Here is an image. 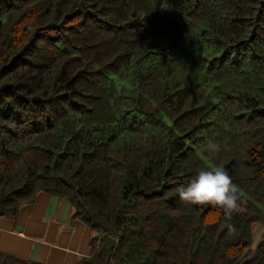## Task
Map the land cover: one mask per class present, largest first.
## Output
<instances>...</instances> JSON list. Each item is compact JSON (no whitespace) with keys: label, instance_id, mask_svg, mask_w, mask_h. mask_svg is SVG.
Instances as JSON below:
<instances>
[{"label":"trees","instance_id":"trees-1","mask_svg":"<svg viewBox=\"0 0 264 264\" xmlns=\"http://www.w3.org/2000/svg\"><path fill=\"white\" fill-rule=\"evenodd\" d=\"M217 165L230 220L178 196ZM40 193L77 264H264V0H0V217Z\"/></svg>","mask_w":264,"mask_h":264},{"label":"crops","instance_id":"crops-1","mask_svg":"<svg viewBox=\"0 0 264 264\" xmlns=\"http://www.w3.org/2000/svg\"><path fill=\"white\" fill-rule=\"evenodd\" d=\"M71 213L67 200L38 194L16 217H0V251L42 264H77L89 253L91 231Z\"/></svg>","mask_w":264,"mask_h":264},{"label":"clouds","instance_id":"clouds-1","mask_svg":"<svg viewBox=\"0 0 264 264\" xmlns=\"http://www.w3.org/2000/svg\"><path fill=\"white\" fill-rule=\"evenodd\" d=\"M207 153L220 151V145L209 141L204 145ZM179 199L189 205H212L221 209L227 220L233 213L243 211L242 201L233 187L231 176L222 165L198 170L195 176L178 189ZM229 232H234V225L227 224Z\"/></svg>","mask_w":264,"mask_h":264}]
</instances>
